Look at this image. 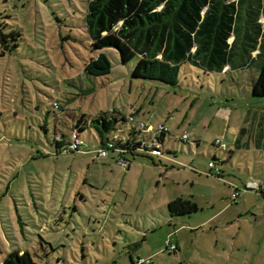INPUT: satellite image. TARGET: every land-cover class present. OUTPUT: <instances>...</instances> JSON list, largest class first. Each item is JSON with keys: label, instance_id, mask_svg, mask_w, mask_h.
<instances>
[{"label": "rangeland", "instance_id": "1", "mask_svg": "<svg viewBox=\"0 0 264 264\" xmlns=\"http://www.w3.org/2000/svg\"><path fill=\"white\" fill-rule=\"evenodd\" d=\"M85 12L86 0H0V30L20 32L7 36L10 48L0 39V261L27 249L39 264H264L263 197L228 198L264 179L255 66L204 72L182 62L175 85L134 77L136 57L91 49ZM99 51L111 70L90 75L84 64ZM102 113L119 118L110 138L139 121L165 124L161 152H125L128 166L114 150L100 155L87 121ZM79 133L78 149L57 148ZM177 196L197 209L170 215Z\"/></svg>", "mask_w": 264, "mask_h": 264}, {"label": "trees", "instance_id": "2", "mask_svg": "<svg viewBox=\"0 0 264 264\" xmlns=\"http://www.w3.org/2000/svg\"><path fill=\"white\" fill-rule=\"evenodd\" d=\"M84 21L91 49L114 47L123 63L136 57L131 70L134 77L175 85L182 62L204 72H220L225 65L228 69L253 65L257 74L252 80V93L264 95V0H86ZM14 33L20 34L18 30L12 29L9 34L0 30L1 42L8 48L7 36L16 39ZM16 46L13 42L12 47ZM110 70L111 62L103 51L84 64V71L94 76L106 75ZM130 115L126 118L122 114L120 118L133 121ZM82 120L83 113L77 123ZM118 120L116 115L102 113L87 121L97 133L98 146L112 140L124 148L123 154H135L141 141H152L151 133L142 129L140 121L131 126L125 139L110 138L108 133ZM168 130L154 138L162 142ZM65 139V143L55 139L57 148L69 141ZM144 146L148 147L145 150L158 148L154 144ZM167 208L170 215L197 209L193 200L181 196L169 200ZM0 264L39 263L29 250L12 249Z\"/></svg>", "mask_w": 264, "mask_h": 264}, {"label": "built area", "instance_id": "3", "mask_svg": "<svg viewBox=\"0 0 264 264\" xmlns=\"http://www.w3.org/2000/svg\"><path fill=\"white\" fill-rule=\"evenodd\" d=\"M129 118H132V115H130ZM139 124L145 132L151 133V136L153 137L151 142H148V140H147V142L141 141L139 148H143V149L148 148L147 146L146 147L144 146V144H146V143H147V145L154 144L158 148L147 149V151L155 152V153L161 152L160 146H159L160 143L154 137H155V135H158V133L160 131L167 130L168 127L163 123H158L156 126L151 125L149 128L146 127L147 124H145V122H143V121H140ZM73 136L74 137L69 139V141L65 144L66 146H64V145L62 146V149L66 150V149H78L79 148V145L81 143V138H79L78 136L76 137V134ZM186 137H187V134H185V133H182L180 135L181 139H185ZM104 142H105L104 145H99L97 147L98 153L100 155H107L108 149L113 148V149H115V153H116L115 155L117 157V161L126 165V166L129 165L128 164L129 160L123 154L124 148L116 146V144L112 140H105ZM212 143L217 147H225V143L221 142L219 140V138H217V137H214L212 139ZM208 164L210 166L208 169L209 173L211 172V173L217 174L219 172L218 166L215 164V162L212 159H210L208 161ZM247 189L253 190L254 192L260 194L263 197V213H264V179L259 180L257 182L248 181L247 183L242 184L241 187H235V186L231 187L228 198L233 201L235 199V197H237L241 193V191H244ZM141 260L142 259H140L139 261H141Z\"/></svg>", "mask_w": 264, "mask_h": 264}, {"label": "crops", "instance_id": "4", "mask_svg": "<svg viewBox=\"0 0 264 264\" xmlns=\"http://www.w3.org/2000/svg\"><path fill=\"white\" fill-rule=\"evenodd\" d=\"M242 204L245 205V207H244L245 209H248V210L252 211L251 208H250V209L248 208V206H247V204H246V200H243V201H242ZM262 206H263V204H262Z\"/></svg>", "mask_w": 264, "mask_h": 264}]
</instances>
